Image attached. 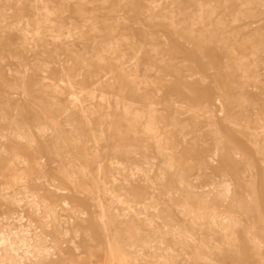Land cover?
<instances>
[{"label": "rangeland", "instance_id": "rangeland-1", "mask_svg": "<svg viewBox=\"0 0 264 264\" xmlns=\"http://www.w3.org/2000/svg\"><path fill=\"white\" fill-rule=\"evenodd\" d=\"M0 264H264V0H0Z\"/></svg>", "mask_w": 264, "mask_h": 264}, {"label": "bare ground", "instance_id": "bare-ground-1", "mask_svg": "<svg viewBox=\"0 0 264 264\" xmlns=\"http://www.w3.org/2000/svg\"><path fill=\"white\" fill-rule=\"evenodd\" d=\"M41 3V2H40ZM37 32V31H36ZM2 61V60H1ZM224 63V62H223ZM95 85V84H94ZM77 101V100H76ZM209 180V179H208Z\"/></svg>", "mask_w": 264, "mask_h": 264}]
</instances>
